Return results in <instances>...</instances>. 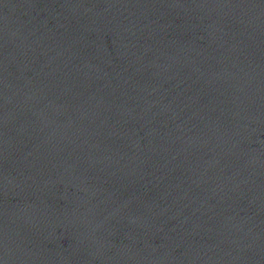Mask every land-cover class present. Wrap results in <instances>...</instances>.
Instances as JSON below:
<instances>
[{
    "label": "water",
    "instance_id": "1",
    "mask_svg": "<svg viewBox=\"0 0 264 264\" xmlns=\"http://www.w3.org/2000/svg\"><path fill=\"white\" fill-rule=\"evenodd\" d=\"M0 264H264V0H0Z\"/></svg>",
    "mask_w": 264,
    "mask_h": 264
}]
</instances>
